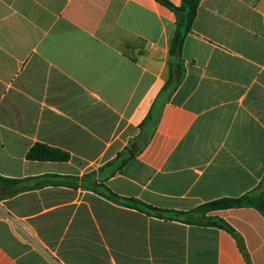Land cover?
I'll list each match as a JSON object with an SVG mask.
<instances>
[{
	"label": "crops",
	"instance_id": "crops-1",
	"mask_svg": "<svg viewBox=\"0 0 264 264\" xmlns=\"http://www.w3.org/2000/svg\"><path fill=\"white\" fill-rule=\"evenodd\" d=\"M175 30L158 0H0V177L23 181L0 189V264H264L254 207L205 215L243 252L81 186L97 173L120 198L191 212L264 182V0H202L166 98ZM36 144L71 158L29 161Z\"/></svg>",
	"mask_w": 264,
	"mask_h": 264
},
{
	"label": "trees",
	"instance_id": "trees-1",
	"mask_svg": "<svg viewBox=\"0 0 264 264\" xmlns=\"http://www.w3.org/2000/svg\"><path fill=\"white\" fill-rule=\"evenodd\" d=\"M201 1L202 0H182V4L177 7L168 0H158L159 3L174 12L176 16V30L171 41V46L169 50V55L171 59V62L169 64V78L162 92L166 98L171 96L177 90L183 80V45L187 36L192 31L193 24L197 17ZM145 125L149 126L148 130L145 131L147 134L151 131V129L155 127L153 123H150L148 121L145 122ZM147 141L148 139H146L144 143H147ZM70 158L71 157L68 153L60 149L51 148L43 144L34 145L27 154V159L29 161L36 162H67L70 160ZM87 178L88 176H85L81 179V186L85 189L91 190L120 205L137 209L138 211L143 212L149 216H153L160 219L179 221L186 224L215 227L225 230L237 239V241L239 242V246L243 252L245 250L244 245L236 231L229 224L219 219L207 218L205 217V215L212 211L239 207H254L264 215V182L253 193L237 199L216 200L202 205L191 212H171L154 208L139 200L120 198L104 185L97 183H94L92 185L86 183ZM71 180L74 182L78 181V179L74 178H72ZM67 182L65 184H69ZM21 183H23L22 180H10L0 177V189L15 188ZM73 185L76 186L75 183ZM1 195L0 198L5 196V194Z\"/></svg>",
	"mask_w": 264,
	"mask_h": 264
},
{
	"label": "rangeland",
	"instance_id": "rangeland-1",
	"mask_svg": "<svg viewBox=\"0 0 264 264\" xmlns=\"http://www.w3.org/2000/svg\"><path fill=\"white\" fill-rule=\"evenodd\" d=\"M143 128H144V140H146L147 137H148V135H147V133L145 131L148 130L149 126H147V125L144 124ZM128 152L130 153V151H128ZM125 153H123L122 156H120L118 159L114 160L113 162L108 163L106 165V168L104 167V169H101V171H99V173H100V175L102 177V179H101L102 182L104 181V178L103 177L110 176L111 174H113L114 171H116L118 167H120L121 165H123L125 163V161H127L129 159L130 154H127L126 155ZM106 169H107V172L105 173V170ZM96 174L97 173H91V174L86 175V176H88V178L86 180V183H88V184L89 183H93L94 182L93 179L96 177ZM101 185H104L105 186V184H103V183ZM3 189H6V188H3ZM12 189L13 188H11V190Z\"/></svg>",
	"mask_w": 264,
	"mask_h": 264
}]
</instances>
